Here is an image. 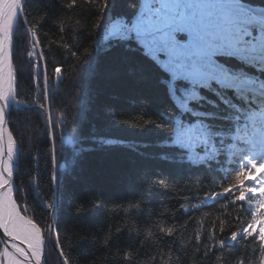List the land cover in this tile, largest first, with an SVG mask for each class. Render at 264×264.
Listing matches in <instances>:
<instances>
[{"label":"snow or ice","instance_id":"6c2138e0","mask_svg":"<svg viewBox=\"0 0 264 264\" xmlns=\"http://www.w3.org/2000/svg\"><path fill=\"white\" fill-rule=\"evenodd\" d=\"M117 2L118 0H67L64 7L74 17H80L75 24L77 29L87 30L90 35L102 33L101 48L104 55L109 56L117 49L121 50V55L116 56L111 65L103 70L106 78L131 83L140 89H155L159 93L160 105L157 111L164 122L159 126L155 120L148 117L147 109L155 103L152 97L135 94L130 97L136 100L146 117L134 127L145 131L158 128L164 132L159 141L162 149L158 154L159 161L173 167L200 170L206 166L211 167L213 161L223 157V153L218 152L222 142L227 143L232 149L230 154H235L237 151L244 152L245 149H237L230 139L224 141L223 137L216 135L219 131L217 122L224 120L225 123L232 125V120L225 118L229 113L234 112L239 117V122L244 123L241 110L260 112L261 105H264V0H226V3L234 6V12L242 18L235 22L237 30L233 32V35L236 38L230 46H227V50L211 51L202 46L194 28H177L171 34H165L161 29L156 28L152 23L155 16L150 18L149 13L143 10L145 5L152 3V0H143V4L137 3L131 15L119 16L112 12ZM165 2H178V0H165ZM85 9L88 10L89 16L98 18V23L94 21L88 24V17L82 16V11ZM64 30L69 33V39H71L72 29L65 27ZM27 31L33 33V39L31 50L26 53V57L31 58L29 62L34 65L37 73L36 80L42 84V90L45 83L48 85L49 100H51L49 71H51V79L61 78L63 72L61 67L57 66L60 62L49 61L46 50L41 47L42 40L36 28L26 29L25 34ZM75 35L78 39V32ZM16 42L17 36L13 30L10 49L12 61L16 55ZM50 48L51 46L48 51ZM63 48L68 51L69 57L75 58L76 68L83 66L86 69L84 76L86 81L101 75L99 64L93 65L89 59L92 50L88 47H83L81 50L76 40L64 43ZM49 63H51V69H49ZM57 68H60L58 75ZM67 68L66 65L64 70L66 71ZM19 75V70L14 68L12 87L15 97L19 96ZM36 86L33 85V87ZM213 97L219 103H216ZM81 102L83 117L87 120L90 98L82 96ZM12 103L21 104L18 99H14ZM0 105H3L7 112L9 107L7 97L0 98ZM220 105L228 111L216 112L215 109ZM50 113L49 105L48 111L45 112L46 125L43 133L45 143L48 145L43 155V159L47 162V187L45 188L43 184V174L39 177L41 183L34 187L37 191L43 188L44 193L47 192L40 202L51 214L52 222L49 231L52 232L53 247L59 246L57 255L60 256L61 264H72V258L68 254L71 244L66 251L64 244L67 241L61 237L60 217L69 210L78 216H84L92 209L101 208L108 209L113 215L117 212L115 207L109 208L108 203L102 198H92L87 202L74 198V191L70 184L73 180L84 178L85 173L83 161L80 159L81 154L96 151L111 154L124 149L135 151L136 145L122 138L99 137L95 139L94 145L77 147L82 144V141L76 136V129L73 128L71 136H67L64 131L66 113H59L62 118H65L59 124ZM112 118L117 120L115 111L112 112ZM261 119L264 120V116ZM117 122L122 121L117 120ZM11 125V120H7L8 131L12 134L14 141L13 156L18 158L19 143ZM58 128L59 145L57 143ZM260 132L264 133V128H261ZM48 137L51 139L49 140ZM65 143L72 145L76 151L70 164L61 165L59 153ZM140 146L144 149L150 147L147 142ZM250 147L260 148L264 152V136L260 138L259 143L252 142ZM139 154L150 160L157 158L151 153ZM252 157L249 155L248 159L251 160ZM261 168H264V164L255 160L250 167L247 165L240 167L235 173L234 180L226 181L220 190H217L216 184L215 187H211V191L208 187L202 186L199 189L203 193L202 197L193 194L184 201L190 205L189 207H184V203H180L178 210L168 213L169 219L175 221L172 227L159 228L157 233H153L146 227H137L138 234L141 232L145 234L144 239L136 241L138 248L134 249L129 245L127 249H118L120 260L123 264H146L138 257L139 249L143 248L149 239L155 241L156 245L154 250L156 255L150 257L152 264H174V261L177 264H183L180 256L176 255V244L183 240L192 246L193 257H200L199 262L193 259L192 264H209V258L213 256L216 258L215 264H248L247 256L241 258L238 253L234 260L224 256L216 257L217 252L222 253L225 249L236 248L238 244L241 247L255 244L264 255V171H259V175L256 174ZM249 177L250 179H247ZM94 178L101 181L117 179L129 192L134 191L135 188L133 175L128 171L113 170L111 173L99 171ZM154 187L171 190L168 177L160 176L154 183L147 186L144 196L138 200L132 198L130 207L136 214L137 220L144 215L147 198ZM189 190L190 187L186 186L185 191ZM252 194H257L259 198L255 211L249 212L247 214L249 218L242 220L245 215L244 202H250ZM193 200L200 202L193 204L191 203ZM209 201L213 203L209 204ZM222 201H229L227 208L233 210L231 213L225 211ZM204 208H212L215 211L208 213L207 230L197 231L200 221L193 213H202ZM120 211H123L122 206ZM217 212L222 213L225 218L217 217L213 222L212 218ZM149 220H151L150 215ZM181 221L184 222L181 223ZM0 235L3 233L0 232ZM111 240L112 236L108 234L104 244H109ZM229 241L236 243L230 245ZM162 249L166 251H161ZM184 255L187 256L188 253L185 252ZM229 255L231 256L232 253ZM44 262L47 264L46 255Z\"/></svg>","mask_w":264,"mask_h":264},{"label":"trees","instance_id":"16d2710c","mask_svg":"<svg viewBox=\"0 0 264 264\" xmlns=\"http://www.w3.org/2000/svg\"><path fill=\"white\" fill-rule=\"evenodd\" d=\"M66 3L67 0H62V2H58V0H23L21 4V17L19 18L18 28L15 30L17 36L16 55L14 61H12L13 76L14 68L18 69L20 74L19 96L15 97L14 95L13 98L18 99L21 104L20 107H16L17 105L12 103L7 117V120H11L14 136L20 148L15 177L18 189L17 202L21 212L35 222L43 232L46 249L44 257L47 256V264H61L60 256L57 255L59 246L57 245V248L53 247L52 232L49 231L52 222L51 214L46 211L40 202L44 195H47V192L44 193L43 188L37 191L34 187V185L41 183L39 177L42 174L44 176V187H47V162L43 159V155L48 147L43 135L46 125L45 112L48 111L44 96V85L42 90V84L34 79V69L32 71L34 65H31L30 58L26 57V53L31 50L30 46L33 39L31 31H27V34H25L26 29L36 28L42 40L41 47L46 50L49 61H59L60 63L57 66L61 67L63 72L61 78L51 79V71H49V76L51 84H60L59 91L56 92L58 93L57 96L50 100L52 101L50 107L54 114L53 119L57 120L58 124L62 119H65L59 113H66L65 134L71 136L72 130L75 128L76 136L82 141V144L77 146L80 148L94 145L95 139L99 137L122 138L136 145L135 151L124 149L111 154H105L101 151L82 153L80 159L85 167L84 178L73 180L70 184L76 200L87 202L92 198H102L108 203L109 208L115 207L117 209L115 215L108 209L101 208L92 209L84 216H78L69 210L60 217L61 237H64L67 241L64 244L66 251L69 249V244H71L68 254L72 258V264H123L117 250L127 249L129 245L134 249L138 248L139 245L136 241L144 239L145 234L143 232L138 234L137 227H146L153 233H157L159 228L162 227H172L175 221L169 219L168 213H174L178 210L180 203H184L185 198H190L193 194L202 197L203 193L199 191L202 186L208 187V190L211 191V187H215L216 184L217 190H220L226 181L234 180L236 171L243 164L238 161L236 162V170L228 169V163L234 161H229V149L227 143L224 142L221 143L218 149V152L223 153V157H218L213 161L211 167L206 166L204 169L196 170L173 167L159 161L158 154L162 151L159 141L164 132L158 130V128L145 131L134 127L146 117H144V110L136 100L130 98L134 94L152 97L155 103L147 109L148 117L155 120L159 126L164 123L157 111L160 105L159 93L155 89H140L131 83L106 78L103 75V70L111 65L116 56L121 55V50L117 49L109 56L104 55L101 48L103 44L102 33L90 35L87 30L77 29L75 24L80 17H74L70 11H67L64 7ZM137 3L143 4V0H118L117 6L112 9V12L117 16L121 14L131 15L135 11L134 6ZM66 11L67 15H65ZM232 13L229 10L226 17L229 21L233 20L232 23L223 18L216 19L215 16L210 23V32L205 37L207 43L203 47L206 45L208 49L227 50V46H230L236 38L233 32L237 29L233 27L236 26L235 22L238 20V16ZM82 16L88 17V24H92L94 21L98 23V18L89 16L87 9L82 11ZM221 21L222 24H219ZM65 27L72 29L71 39H69V33L65 32ZM76 32H78V39L75 35ZM76 40L81 50L83 47L92 50L89 59L93 65L99 64L100 66L101 75L95 79L86 81L84 79L86 69L83 66L76 68L75 58L69 57L68 51L63 48L64 43H71ZM49 46L51 48L48 51ZM20 64L23 67L27 66V72L22 71L23 67L20 68ZM66 65L68 68L65 71ZM49 69H51V63H49ZM56 72L58 75L60 68H57ZM56 80L60 82L54 83ZM33 85L37 86L33 87ZM82 96L90 98L91 101L87 120L84 119L82 113ZM215 102L219 103V101ZM221 109L227 111L223 105H220L215 111L219 113ZM113 111L116 112V119L122 122H117L112 118ZM243 111L241 110V113L246 118L247 115ZM227 120H232V125L225 123L224 120L218 121L219 131L216 135L223 137L224 141L230 139L231 142L241 145L240 140L246 131L242 130L239 117L234 113ZM239 128L240 134L237 136L236 133ZM57 131H59V128ZM57 137L59 145V136L57 135ZM48 139L50 140L51 137H48ZM145 142L150 145L148 149L140 146ZM75 151L76 148L65 143L59 153L61 157L60 164H70ZM141 152L151 153L157 158L150 160L146 156H141L139 154ZM236 153L242 154L238 151ZM113 170L130 172L135 182L134 191L129 192L117 179L101 181L94 178L99 171L111 173ZM160 176L168 177L171 190L160 187L152 188L151 195L147 198L145 204L144 215L140 220H137L136 214L133 213L130 207L132 198L138 200L141 196H144L147 186L154 183L155 179ZM90 177L94 179H88ZM247 179H250V177ZM186 186L190 187L189 191H185ZM255 196L257 194H252L251 197L254 199ZM258 199H254L255 203L245 201L244 212H254ZM199 202V200L191 201L193 204ZM212 203V201H209V204ZM222 204L225 206V211L230 213L233 211L227 208L224 201H222ZM121 206L122 212L120 211ZM189 206L188 203H184V207ZM248 207H253V210H249ZM213 211L215 210L212 208H204L202 213H193L200 221L197 231L207 230L209 226L208 213ZM149 215L151 220H149ZM217 217L219 219L225 218L222 213L217 212L212 218L213 222ZM183 222L181 221V223ZM125 228L126 230H124ZM108 234L112 236V240L105 245L104 240ZM233 243L236 242L229 241L230 245ZM155 248V241L147 240L144 247L139 249L140 256L138 259L146 262V264H152L150 257L156 255ZM161 251H166V249ZM185 252L188 253L187 256L184 255ZM230 253H232L231 256ZM237 253L241 258L246 255L248 264H264V255L256 248L255 244L245 247L238 244L236 248L225 249L222 253L217 252L216 257L224 256L234 260ZM176 255L180 256L183 264H192L193 259H196L197 262L200 260L198 256L193 257L192 246L187 244L186 240L176 244ZM215 259L214 256L210 257L209 264H215ZM165 260H167V257H165ZM174 264H177V262L174 261Z\"/></svg>","mask_w":264,"mask_h":264},{"label":"bare ground","instance_id":"6f19581e","mask_svg":"<svg viewBox=\"0 0 264 264\" xmlns=\"http://www.w3.org/2000/svg\"><path fill=\"white\" fill-rule=\"evenodd\" d=\"M182 4L184 5L182 6ZM200 4H202V6L197 9ZM163 5H165L167 9H174L176 7L181 8L182 15L184 16L190 14L192 21H183L182 24L185 26L184 28L196 29L200 37L201 44L204 45L207 43V40L204 38L207 36L210 30V21L215 18L216 14H219V12H215L211 9L210 0H178V2H160V0H152L150 5H145L144 11L151 12L156 19L159 18V15L156 14L155 10ZM17 6V0H0V22L4 27L3 32L0 34V75L4 71H8L7 81L0 92L2 96L1 98L7 97V100L11 92V75L9 73V40L11 37L8 34L7 24L11 15H15V13H17ZM220 9L226 11L229 9V7L224 6ZM189 21L191 22L187 23ZM219 24H222V21ZM180 25L181 23L178 20H168L163 23L166 34H171L175 26L182 28L183 26ZM212 99L214 101H218L215 99V97ZM227 111L221 109L219 113ZM233 115V112L229 113L225 119L227 120ZM3 117V109L0 105V158H2L3 149H6V157L4 161L0 160V165H2V163L4 164V170H0V228H3V233L7 239V242L18 247L13 252L7 251L5 253L4 264H38V261L43 254L44 244L39 232L36 229V226L30 221V219L22 215L16 203V193L11 176H13L15 173L14 166L17 163V158H14L13 156V138H11L12 136H10L9 131L4 130L3 126H1V120ZM247 119H244V124L246 127L240 123L241 128H246L245 130H248L251 127L256 128V124L254 123L257 122V119L255 118L253 121H248ZM245 137H247L246 132ZM240 142L242 143V147H246L244 149L253 156V161L259 160L261 163L263 162V159L258 154V152L250 147L249 138H243L240 140ZM231 143L237 146V144L233 142ZM227 147L229 150H232L228 144ZM232 158H234V156ZM228 167V169L236 170L237 163L235 161L229 162ZM6 174L8 176H6ZM257 175H259V173ZM254 199L257 200V196H255ZM254 199H251V203H255ZM224 203L227 206L229 201H224ZM248 209L253 210V207H248ZM248 213L249 211H245V215L242 217V220L247 219ZM22 247L29 248L30 252L33 253V256H30L26 251L20 250Z\"/></svg>","mask_w":264,"mask_h":264},{"label":"rangeland","instance_id":"374dc122","mask_svg":"<svg viewBox=\"0 0 264 264\" xmlns=\"http://www.w3.org/2000/svg\"><path fill=\"white\" fill-rule=\"evenodd\" d=\"M164 1L165 0H162V2H164ZM169 11L170 12H168L166 10H161L162 13L164 12V14L161 15L160 11L158 10V8L155 10L156 14H158L160 16L161 20H163V21L187 19L186 16L182 15V12L179 14V13H173L171 10H169ZM148 13H149V17L151 18L153 16V14L151 12H148ZM19 14H20V12L15 13V15L12 14L10 19L8 20V24H7L8 33H11L13 30L15 31L18 28V22H19V16H20ZM170 16H171V18H170ZM154 21L155 20H153L152 23H153V25H156V24H154ZM164 33L166 34L165 31H164ZM30 60H31V58H30ZM22 67H23V65L20 64V68H22ZM27 69H28L27 66H24L22 71L23 72H25V71L27 72ZM33 69H34V66H33ZM33 75H35L34 79L36 80L37 73L35 72V70H34ZM7 78H8V71H4L0 75V91L3 89V86L6 83ZM55 82H60V81L56 80V81H54V83ZM59 88H60V84H51V98H54L55 96H57L58 93H56V92L59 91ZM44 91H45L44 96H45V99H46V103L48 105V108H47V110H48L49 109V105L52 104V101L49 100L48 85L46 83L44 84ZM8 100H9V98H8ZM16 107H20V104L17 105ZM50 114H51V117L54 118L53 117L54 114H53L52 111H51ZM57 135L59 136V131H57ZM16 174H17V169H16V172H15V175H14V181H15ZM15 184H16V182H15ZM16 186H17V184H16ZM15 190L18 191V189H16V188H15ZM16 200H17V196H16ZM26 210H28V209L26 208ZM36 229L38 230L37 227H36ZM38 231H39V234L41 235L40 230H38ZM43 258H44V255H43ZM0 264H4V248L1 245H0Z\"/></svg>","mask_w":264,"mask_h":264},{"label":"water","instance_id":"95a60500","mask_svg":"<svg viewBox=\"0 0 264 264\" xmlns=\"http://www.w3.org/2000/svg\"><path fill=\"white\" fill-rule=\"evenodd\" d=\"M1 32H3V28H2V23L0 22V33ZM2 109H3V115H4V117L1 120V124H2L1 126H3V129L4 130H7L6 118H7V114H8V111H9V107L7 109V112H6V110H5V108H4L3 105H2ZM5 157H6V149H3L1 161H4ZM0 170H4V164L3 163H2V165H0ZM14 175H15V173L13 174V176H11V178H12L13 185L15 187ZM6 176H8V175L6 174ZM0 232L3 233V228L2 227L0 228ZM0 242H1L2 246L5 249V252H7V251L8 252H13V251H15L16 248H18L16 246H13L11 243H8L7 242V239L5 238L4 233H3V235H0ZM20 250L26 251V252L29 253L30 256H33V253L30 252L29 248L22 247V249H20ZM38 264H43V258L42 257L39 259Z\"/></svg>","mask_w":264,"mask_h":264}]
</instances>
